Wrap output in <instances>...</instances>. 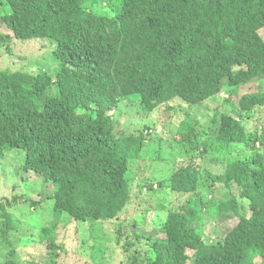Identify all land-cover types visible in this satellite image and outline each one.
<instances>
[{
	"label": "trees",
	"instance_id": "1",
	"mask_svg": "<svg viewBox=\"0 0 264 264\" xmlns=\"http://www.w3.org/2000/svg\"><path fill=\"white\" fill-rule=\"evenodd\" d=\"M0 8L8 30L0 48L13 40L53 46L59 63L46 74L0 70V156L24 151L20 170L50 186L55 218L42 232L49 249H57L66 216L68 224L114 220L134 199V183L146 186L136 163L155 161L142 155L144 133L121 126L125 100L152 114L177 100L200 105L226 95L232 114L202 131L185 123L177 141L204 136L206 152L218 142L251 154L228 166L208 159L220 170L203 175L207 155L197 154V164L159 177L154 187L167 183L188 199L168 212L163 236L149 237L145 250L129 239L122 249L131 254L127 264H264V0H0ZM0 214L1 236L13 247L10 233L20 224L3 205ZM218 214L240 220L210 244L204 226Z\"/></svg>",
	"mask_w": 264,
	"mask_h": 264
},
{
	"label": "rangeland",
	"instance_id": "2",
	"mask_svg": "<svg viewBox=\"0 0 264 264\" xmlns=\"http://www.w3.org/2000/svg\"><path fill=\"white\" fill-rule=\"evenodd\" d=\"M3 15L5 13L0 8V32L4 33L8 30L1 19ZM53 48V46L42 48L30 41L13 40L8 48L6 46L0 48V70L23 71L34 75L54 72L58 69L59 63L52 55ZM224 99L216 98L214 102L200 105H189L177 100L160 106L152 114L135 112L132 102L125 100L122 104L121 126L128 134L137 131L144 133V138L149 141L142 155L155 161L150 166L141 161L136 163L135 168L141 175L142 182L146 183V188L140 189L134 183V199L119 218L114 220L98 222L72 220L68 224L70 218L66 216L56 231L57 249H49L48 242H43L42 235L43 230L51 228L55 218L54 201L48 199L51 194L48 189L50 186L35 181V174L28 177L20 170L21 162L25 158L24 151L12 150L0 156V206H5L14 214L15 223L20 224L16 231L10 233L13 247L6 243L0 232V264H127L131 254L122 249L127 247V239H129L127 245H134V250L138 248L145 250L149 237L154 238L156 234L163 236L159 229L168 212L185 203L189 197L172 191L167 183L155 189L154 185L159 177H169L178 165H186L191 159L190 162L197 164L195 158L203 156L197 154L207 155L200 165L202 175L205 168L209 167L211 171L219 169L217 165L219 163L208 159H217L218 162L222 160L228 166L232 160L251 154L245 145L233 144L230 146L231 149H228L218 142L212 145L211 153L206 152L203 150V139L201 140L205 138L204 136L195 137L186 143L177 141L183 134L185 123L188 130L202 131L212 121L219 123L223 114H232V107L224 102ZM109 113L116 116L117 110L111 109ZM245 124H256V120H246ZM263 126L264 116L259 128ZM213 128H216V124ZM196 143L200 144L198 150L193 149ZM207 148L209 150V146ZM130 152L138 153L137 148ZM133 161L136 160L131 162ZM148 184H151L154 190H149ZM217 196L225 198L224 195ZM41 198L44 200L41 201ZM33 202L38 205L34 206ZM211 218L212 221H207L204 226L205 240L210 244L221 240L240 220L238 217L223 214ZM0 226L1 231V214ZM119 228L121 236L118 234ZM199 230L204 233L203 230ZM137 237H142L140 244L136 241Z\"/></svg>",
	"mask_w": 264,
	"mask_h": 264
},
{
	"label": "clouds",
	"instance_id": "3",
	"mask_svg": "<svg viewBox=\"0 0 264 264\" xmlns=\"http://www.w3.org/2000/svg\"><path fill=\"white\" fill-rule=\"evenodd\" d=\"M187 164H188V163H187ZM181 166H184V165H181V164H180L179 167H181ZM169 177H171V175H170ZM145 178H146V177H145ZM147 178H148V177H147ZM150 180H151V181H155L154 179H150ZM157 187H158V186H155V189H156ZM158 189H159V187H158ZM153 190H154V189H153ZM126 208H127V207H126ZM123 212H124V211H123ZM123 212H122V213H123Z\"/></svg>",
	"mask_w": 264,
	"mask_h": 264
}]
</instances>
